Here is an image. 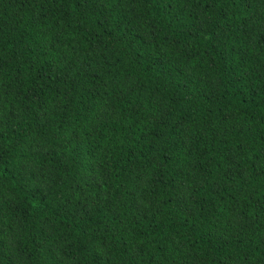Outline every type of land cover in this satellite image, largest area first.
I'll list each match as a JSON object with an SVG mask.
<instances>
[{"label":"trees","instance_id":"obj_1","mask_svg":"<svg viewBox=\"0 0 264 264\" xmlns=\"http://www.w3.org/2000/svg\"><path fill=\"white\" fill-rule=\"evenodd\" d=\"M0 264H264V0H0Z\"/></svg>","mask_w":264,"mask_h":264}]
</instances>
